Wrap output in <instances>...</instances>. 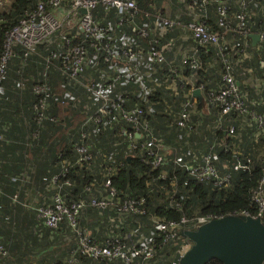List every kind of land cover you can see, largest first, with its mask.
Returning <instances> with one entry per match:
<instances>
[{"label":"trees","instance_id":"1","mask_svg":"<svg viewBox=\"0 0 264 264\" xmlns=\"http://www.w3.org/2000/svg\"><path fill=\"white\" fill-rule=\"evenodd\" d=\"M0 1L2 7L5 0ZM6 1H10L7 8L0 9V54L3 51L5 34L19 20L27 18L39 2L45 3L47 0ZM132 1L136 7L134 14L127 11L119 17L113 9L105 11L101 6L90 12L92 19L100 28H106L108 31L100 43H109L110 48L113 47L118 54L123 48L119 41L122 36L135 43V51L142 49L144 41L137 37L135 31L143 26L149 29L156 16L154 14L160 11L159 6L162 3V0ZM152 7H155V12H152ZM237 9L234 5L231 11L235 12ZM262 11L264 12V6L260 12ZM209 17V21L207 19L205 21L208 30L221 33L222 31L215 26L214 14L209 13ZM247 31L249 34L264 32V16L259 13L254 17L250 16ZM228 37L233 39L231 32L227 34L226 39ZM77 42L83 44L86 62L88 61L81 78L90 77L99 86H104L105 83L99 79V75H103L108 78L109 83H113L112 92L108 93L110 102L107 107L110 112L97 124L86 116L95 113L100 102L92 99L90 102L80 85L68 83L61 75L57 61L51 60L46 64L45 60L50 54L58 51L57 44L37 45L32 52L14 47L12 55L5 63L0 78V147L3 151L4 149L10 151L6 137L17 131L15 124L21 122L23 127L21 139L19 140L18 133L17 143L13 146L15 153L12 154H17L16 157L22 160L28 150L35 151L36 189L34 203L26 205L19 200V196L23 194L21 185L27 181L24 176L30 169L26 163L22 164L18 160L17 164L20 169L22 168L20 173L24 176L19 179L20 183L11 182L12 190L9 194L0 193V244L7 252L6 257L0 259V264H31L32 260H35L31 255L35 253L42 254L37 257V264H120L81 256H75V263H68V255L74 248V241L67 222L63 220L56 230H49L44 227L35 211L39 206H48L52 203V194L58 187L62 189L65 205L76 201L86 202L89 198L97 196V192L102 191L100 184L104 180L105 170L108 171L109 167L114 170L110 181L119 200L126 198L143 200L144 215L140 216L138 221L146 225L143 233L147 235L146 239L153 240L159 247L154 257L157 264H177L179 255L177 247L162 246V239L152 231V219L177 222L183 217L186 219L209 215L224 217L240 214L242 211L254 214L250 203V191L256 187L259 178L256 159L261 154L264 156V138L252 135V130L248 128V117L229 115L221 124V129L215 130L213 126H218L215 122L217 112L213 111L207 116L195 113L191 115L192 128L189 131L178 129L175 125V115L168 113L167 110L181 109L183 99L179 92L178 95H173L162 83L160 87L155 88L154 83L145 82L144 88L150 91L142 96L138 85L132 82L123 85L117 81L115 71L104 62V51L96 50L91 41H81L80 38L73 40V43ZM194 48L201 69L193 74V78L195 85L203 86V94L217 89L223 69L222 57L230 62L235 79L241 82L243 78L248 77L243 69H250L253 78L264 83V41L253 48L249 43L248 58L240 66L235 64L238 53L226 47L221 51L213 46H208L204 50L196 48L195 45ZM185 68L186 70L182 69L180 73L188 77L192 72ZM138 70L143 73V70ZM168 77L166 68L161 65L155 70L151 80L159 82V79ZM179 84L182 83L177 81L176 86ZM39 85L48 87V97L43 107L38 106L42 98L34 92L35 86ZM239 87L247 95L245 104L247 108L259 111L257 107L249 104L251 101L257 102L258 99L252 88L241 84ZM118 98L120 107H113L112 103L116 104ZM135 107L142 109L150 133L160 137L170 151L169 155H164L163 164L159 168L154 169L148 163H144L145 152L139 148L129 149L126 143L123 131H132L133 125L126 122L121 113ZM200 108L202 104L197 103V110ZM230 124L235 127V139H225L223 136V128ZM138 134L140 137L137 141L145 139L144 134ZM224 144L229 148L227 152L223 150ZM79 148L84 152H77ZM232 151L237 154H233ZM192 153H195L196 159L197 156L207 153L213 155L211 164L220 173L224 172L221 165H226L230 175L228 187L217 189L210 181H195L185 168L186 165L200 163V160L193 163L190 161ZM244 156H249L252 160L251 167L246 171L235 167V158ZM83 157L87 159L79 161ZM178 157L182 158L178 161L180 164L175 163ZM6 167L7 163L0 162V175ZM54 178L55 184L52 182ZM65 181L70 186L63 185ZM14 195L17 197L16 202L11 199ZM5 215L10 219L5 220ZM113 215L112 210L97 214L94 208L87 206L77 219L78 226L86 228L91 238L97 240L100 238L98 236L106 233L109 235L110 230L121 235L137 230L132 223L133 218L129 216L117 229H108L110 225L108 219ZM261 221L264 223V215ZM186 227L183 225V228ZM59 233L64 237V247H60L59 235L56 237ZM67 238H71L72 242L67 243ZM51 247L54 249L51 250ZM207 264L219 263L214 260Z\"/></svg>","mask_w":264,"mask_h":264},{"label":"built area","instance_id":"2","mask_svg":"<svg viewBox=\"0 0 264 264\" xmlns=\"http://www.w3.org/2000/svg\"><path fill=\"white\" fill-rule=\"evenodd\" d=\"M176 3L184 7L186 19L175 15V18H166L156 15L150 24V27H141L135 31L140 40L144 41L142 49L135 51V43L129 38H119L122 50L118 52L110 48L109 43L101 44V40L106 37L107 29L100 26L92 19L90 12L97 6H101L103 10L113 9L116 15L122 17L127 11L132 14L136 12L135 4L132 0H47L45 3L39 2L35 10L30 13L27 18L21 19L12 27L4 36L3 51L0 54V78L4 72L5 63L12 55L14 47H21L27 52H32L37 45H58V51L50 54L45 60L46 64L54 60L59 63V71L68 83L80 85L88 100L99 101L100 106L95 113L88 115V119H92L94 123H100L101 118L109 114L107 104L110 102L108 93L112 92L113 83H109L108 78L99 75V79L104 86L98 85L92 78H81L84 68L87 65L86 52L81 42L73 43V40L80 38L81 41H91L92 46L96 50L105 52L104 62L109 65V68L117 74V81L120 84L132 82L138 85L141 95L145 96L150 90L144 88V83H155L151 80L155 70L162 65L169 77L165 80L171 81L173 86H176L177 79L174 77L182 72V69L192 72L188 77L179 73L182 84L186 83L187 93L182 96L183 103L179 111L167 110L168 113L175 115V125L178 129L187 130L192 128L191 115H211L212 112H217L215 122L218 126H213V129H221V124L229 117V115H237L240 117H248V128L252 130V135L255 137L264 138V83L261 80L253 78L250 69H243L248 77L243 78L240 82L235 79L232 74L230 62L221 58L223 65L222 73L219 78V85L216 90H209L203 94V86L195 85L193 74L201 69L196 48L206 49L208 46L216 47L219 51L228 49L234 53H238V59L235 64H240L248 58L247 48L250 43L249 32L247 31V23L250 17L248 9V0H175ZM2 3L0 1V7ZM237 6V11L231 9ZM209 6H213L212 11L215 16V26L222 31L210 32L206 26V19L209 20ZM84 10L85 13L80 11ZM148 17V15H145ZM182 28L188 32L189 37L186 39L191 42V49L186 51L179 59L180 66L174 65L171 60H166V54L172 52V46L167 43L162 44V39H166V33H169L175 28ZM155 32L162 39H157ZM231 32L233 35L232 41L226 39L227 34ZM259 41H264V32L258 33ZM236 37V38H235ZM257 43V44H258ZM251 46V45H250ZM134 48V49H133ZM143 70L140 73L138 70ZM45 73V72H44ZM164 79V78H163ZM107 81V82H106ZM247 85L258 96L257 102H250L252 107H257L259 111L247 108L246 93H244L239 85ZM161 85V84H160ZM159 85V86H160ZM158 86V87H159ZM165 88H167L165 86ZM168 89V88H167ZM198 90L201 95V102L196 101L191 92ZM34 92L42 99L39 100L38 106L43 107L46 97H48V87L45 85L35 86ZM176 91L174 94H177ZM197 103L202 104V108L197 110ZM113 107H120V99H117L116 104L112 103ZM83 109L86 110V107ZM122 118L133 125L132 131H123L126 143L129 149L139 148L145 153L144 163H148L150 167L159 168L164 161V155L170 154V151L164 145L160 137L154 136L149 131V125L143 118L142 109L135 107L130 111L122 112ZM223 136L225 139H235V127L229 125L223 128ZM144 134L145 139L137 141L140 137L138 134ZM1 140V137H0ZM257 138H255V141ZM228 147L224 144V152L228 151ZM77 152L83 153L82 148L77 149ZM233 154L237 152L232 151ZM190 155V154H189ZM187 156V155H185ZM213 155L209 153L197 156L192 153L190 161L193 163L200 160L199 164L186 165V170L197 182L210 181L217 189H226L229 185L230 175L227 172L226 165L222 164L224 170L220 173L212 164ZM87 157L80 158L79 161H85ZM182 160L178 157L175 163ZM259 166V178L256 187L250 191V203L254 209V214L250 215L246 211L232 216L250 217L259 219L264 215V156L261 154L256 159ZM252 165V160L249 156L235 158V167L239 170H248ZM104 180L100 184L102 191L97 192V196L91 197L88 201H76L70 205H65L64 197L61 194L60 187L52 194V203L48 206H39L36 211L38 218L42 220L44 227L49 230H56L61 221L67 222L70 232L73 234V250L69 253L68 263H75V256L85 257L96 261L119 262L120 264H157L154 261L155 254L159 247L153 243V240L146 239L147 235H143L145 225L139 223L138 218L144 215L142 208V199L126 198L119 200L116 197V189L112 186L110 176L114 172L113 168L109 167L105 170ZM63 175V174H61ZM55 178L53 184H55ZM63 185L70 186L68 182ZM62 186V185H60ZM55 188V186H54ZM86 190H89L86 188ZM12 201L16 202V195L12 196ZM94 208L97 214H102L106 210H112L114 215L108 219V229H117L124 224L126 217L133 218V225L136 231L129 234L120 233L114 234L112 230L109 235L104 234L98 240L91 238L86 228L78 226L77 219L86 207ZM216 216H197L190 219L181 218L179 221H166L163 219H152V231L162 239V246L171 245L177 247L179 257L189 248V242L181 237L182 230H195L199 226L208 221L219 219ZM137 220V221H134ZM186 225V228H183ZM72 242V239L67 238V242ZM7 252L0 244V259L6 257ZM264 263V261H263ZM262 263V264H263Z\"/></svg>","mask_w":264,"mask_h":264},{"label":"water","instance_id":"3","mask_svg":"<svg viewBox=\"0 0 264 264\" xmlns=\"http://www.w3.org/2000/svg\"><path fill=\"white\" fill-rule=\"evenodd\" d=\"M85 13L84 10L80 11ZM250 45L255 47L258 34H250ZM191 96L201 102L198 90ZM181 237L189 248L177 264H262L264 261V223L259 219L243 216H224L199 226L195 230H182Z\"/></svg>","mask_w":264,"mask_h":264},{"label":"crops","instance_id":"4","mask_svg":"<svg viewBox=\"0 0 264 264\" xmlns=\"http://www.w3.org/2000/svg\"><path fill=\"white\" fill-rule=\"evenodd\" d=\"M249 1V6L248 9L250 11V16H255L258 13L261 14L262 16H264V12H260L262 6H264V0H259V1H254V0H248ZM161 5L159 6V10L157 11V14L154 15H158L161 17H166V18H175V15L180 16L182 19H186V14L184 11V7H181L180 4L176 3L175 0H162L161 1ZM252 2V3H250ZM6 3V0L4 2V4ZM10 1L7 2V6L9 5ZM7 8V7H6ZM212 7L209 6L208 10L209 13H211L212 15L214 14L212 9ZM5 9V8H4ZM152 12H155V7H152ZM210 19V17H209ZM209 21V20H208ZM186 34V35H185ZM155 36H157V39H162V37L158 36L155 32ZM189 37L188 32H186L184 29L182 28H175L172 31H170L169 33H166V39H162L161 41H163L162 44H165L168 42V45H170V47L172 46V52L171 53H167L166 54V60L170 62H173L174 65H177L178 68H182L180 66L179 63V59L182 55H184L186 53V51L190 50L191 48V42L188 43V41L186 40ZM228 41H232V38L228 37L227 38ZM180 73V72H179ZM179 73L174 77L177 80H181ZM158 84L155 83V88L158 87L161 83L163 84L164 88L165 86L168 88H166L168 91H170L173 95H178L174 94L176 91L179 92L181 95L180 97H182L184 94H186L187 92H185V87L187 88L186 83L184 84H179L178 86H173L171 81H167L165 79H159L158 80ZM59 87H64L63 85H59ZM160 87V86H159ZM65 89V88H64ZM20 113V112H19ZM16 125V130L15 132H12L9 136L6 137V141L8 143V145H10L9 150L10 151H6V149L0 147V162H4L8 164V167H6L4 169V171L2 172V174L0 175V193L3 195H7L10 193V190H12V186L10 185L12 181H16L17 183L20 178H22L24 175L23 173H20L21 169L19 167V165L17 164L18 160L20 163H26V165H28L29 167V171L26 173V175L24 176L27 181L26 183H24L23 185H21L22 188V192L23 194L19 196V200L22 201L24 204L29 205L30 203H34L35 202V151L34 152H28L26 153V156H23L22 160L19 159L17 156V154H12L15 153V148H13L14 145H16L17 143V137H18V133H20V138L21 139V133L23 131V127L21 126V122H18V124ZM23 125V124H22ZM11 148V149H10ZM3 151V152H1ZM19 171V172H18ZM20 173V174H18ZM27 176V177H26ZM19 201V202H20ZM4 209V208H3ZM5 220H9L10 217L5 215ZM60 237V247H64V237L61 233L56 234V237ZM57 239V238H56ZM67 242V240H66ZM68 243V242H67ZM51 250L54 249V247L50 248ZM32 254V253H31ZM40 255H31L32 257H34V259H37L38 256Z\"/></svg>","mask_w":264,"mask_h":264},{"label":"rangeland","instance_id":"5","mask_svg":"<svg viewBox=\"0 0 264 264\" xmlns=\"http://www.w3.org/2000/svg\"><path fill=\"white\" fill-rule=\"evenodd\" d=\"M7 2H9V1H6V3L5 4H3V6L2 7H0V9H3V8H6L7 7ZM186 35V34H185ZM79 98L81 97V95H79L78 96ZM70 119V118H69ZM204 130V128L202 129V131ZM247 144V143H246ZM146 226V225H145ZM38 263V261H37V259H35V260H32V263L31 264H37Z\"/></svg>","mask_w":264,"mask_h":264}]
</instances>
